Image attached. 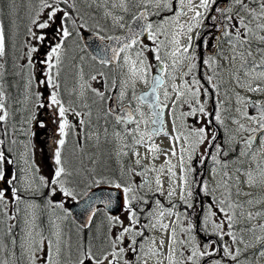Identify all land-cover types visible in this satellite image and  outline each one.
Here are the masks:
<instances>
[{
  "label": "snow or ice",
  "instance_id": "obj_1",
  "mask_svg": "<svg viewBox=\"0 0 264 264\" xmlns=\"http://www.w3.org/2000/svg\"><path fill=\"white\" fill-rule=\"evenodd\" d=\"M0 264H264V0H0Z\"/></svg>",
  "mask_w": 264,
  "mask_h": 264
},
{
  "label": "rangeland",
  "instance_id": "obj_2",
  "mask_svg": "<svg viewBox=\"0 0 264 264\" xmlns=\"http://www.w3.org/2000/svg\"><path fill=\"white\" fill-rule=\"evenodd\" d=\"M41 139H43V137H41ZM167 143V141H165V144Z\"/></svg>",
  "mask_w": 264,
  "mask_h": 264
}]
</instances>
